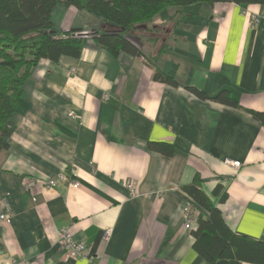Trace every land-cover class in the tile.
<instances>
[{
    "label": "crops",
    "instance_id": "0c3cea01",
    "mask_svg": "<svg viewBox=\"0 0 264 264\" xmlns=\"http://www.w3.org/2000/svg\"><path fill=\"white\" fill-rule=\"evenodd\" d=\"M52 22L61 32L111 28L62 3ZM164 23L172 49L157 64L183 86L155 80L148 58L113 56L93 40L79 58L42 59L33 71L0 150V215L13 214L0 220V264H92L64 258L62 228L90 246L94 264H252L206 260L183 207L184 186L200 176L228 226L264 241V124L249 110L264 112V6L199 2L149 25ZM184 84L229 90L243 107L202 100ZM151 141L176 152L167 159ZM25 177L37 185L27 189Z\"/></svg>",
    "mask_w": 264,
    "mask_h": 264
},
{
    "label": "trees",
    "instance_id": "16d2710c",
    "mask_svg": "<svg viewBox=\"0 0 264 264\" xmlns=\"http://www.w3.org/2000/svg\"><path fill=\"white\" fill-rule=\"evenodd\" d=\"M199 2L264 6V0H0V150L9 146L7 139L13 132V118L25 85L40 61L58 62L62 56L79 58L90 40L113 56L121 52L144 56L155 67V80L183 86L157 64L166 50L172 49L169 42H164L167 24L151 27L149 23L169 7H185ZM59 3L86 9L109 23L111 28L92 33L58 31L52 22V11ZM179 19L171 16L169 20H173L176 26ZM142 43L151 48L148 55L141 49ZM184 86L202 100L243 107L229 90L210 94L194 85ZM249 110L264 124V112ZM148 146L167 159L176 152L175 145L168 142L151 141ZM184 190L198 209L197 227L193 230L194 245L206 260L215 262L230 258L264 264V241L237 234L228 226L220 208L204 191L200 176L184 186ZM221 191L222 185L219 184L213 194L219 195ZM226 198L227 194L223 193L220 200Z\"/></svg>",
    "mask_w": 264,
    "mask_h": 264
},
{
    "label": "built area",
    "instance_id": "2783aa9c",
    "mask_svg": "<svg viewBox=\"0 0 264 264\" xmlns=\"http://www.w3.org/2000/svg\"><path fill=\"white\" fill-rule=\"evenodd\" d=\"M231 162V161H229ZM234 166H240L238 161L231 162ZM60 178H66L65 175H60ZM38 183V179L33 177H25L24 184L27 189H31L35 187ZM46 184L49 187H55L57 185V180L55 179H48ZM127 187L130 189L131 194L133 196H137V188L134 182H129ZM183 212L185 214V228L186 229H193L194 226L197 224V215L198 209L194 204V200L187 196L185 205L183 207ZM13 216L12 213L2 214L0 215V220H5ZM112 235V229L107 228L104 230L103 238L106 241L110 240ZM59 243L60 248L64 252V258L66 260H77V259H89V261L93 262V257L91 254L90 246L81 240H76V238L72 235V233L67 228H62L59 232Z\"/></svg>",
    "mask_w": 264,
    "mask_h": 264
},
{
    "label": "rangeland",
    "instance_id": "374dc122",
    "mask_svg": "<svg viewBox=\"0 0 264 264\" xmlns=\"http://www.w3.org/2000/svg\"><path fill=\"white\" fill-rule=\"evenodd\" d=\"M169 8L165 9L164 11L167 12ZM171 9V8H170Z\"/></svg>",
    "mask_w": 264,
    "mask_h": 264
},
{
    "label": "water",
    "instance_id": "95a60500",
    "mask_svg": "<svg viewBox=\"0 0 264 264\" xmlns=\"http://www.w3.org/2000/svg\"><path fill=\"white\" fill-rule=\"evenodd\" d=\"M52 33L54 32V31H51Z\"/></svg>",
    "mask_w": 264,
    "mask_h": 264
}]
</instances>
